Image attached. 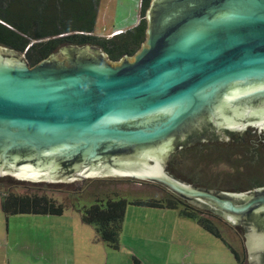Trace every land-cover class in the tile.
I'll return each mask as SVG.
<instances>
[{"label": "water", "instance_id": "1", "mask_svg": "<svg viewBox=\"0 0 264 264\" xmlns=\"http://www.w3.org/2000/svg\"><path fill=\"white\" fill-rule=\"evenodd\" d=\"M147 21L141 50L120 63L73 47L31 67L0 47V182L156 183L235 226L255 222L239 231L248 264H264V189L217 193L166 174L177 140L209 124L222 143L264 135V0H152Z\"/></svg>", "mask_w": 264, "mask_h": 264}, {"label": "trees", "instance_id": "2", "mask_svg": "<svg viewBox=\"0 0 264 264\" xmlns=\"http://www.w3.org/2000/svg\"><path fill=\"white\" fill-rule=\"evenodd\" d=\"M105 1L0 0V47L25 56L31 67L53 58L63 47L95 48L103 51L113 63L131 58L146 42L147 13L152 0H138V16L133 18L130 26L117 31L113 23L109 31L100 33L99 24L105 28L99 20ZM118 9L124 13L121 7ZM118 9L116 8V14L119 16L121 11L118 12ZM127 18L132 17L127 15ZM207 127L204 131L191 134L186 141L177 140L179 150H183L185 155L203 156L199 162H212V156L223 157L222 160H225L229 154H235L236 149L247 150L248 159L241 158L240 155L236 158L237 165L240 166L236 175H240L235 178L236 184L230 191L241 193L264 189V135L256 138L251 129L241 133H226L229 140L222 143L220 134L212 129L214 126L209 124ZM200 144L203 145L201 148ZM68 167L71 169L72 165ZM124 181L125 179H97L74 191L63 190L61 184L55 187L17 185L0 192V206L7 220L19 216L63 217L77 214L85 225L94 228L99 242L118 251L129 206V202L121 197L120 189ZM201 186V190L210 191L212 184ZM84 197L92 199L89 206L81 204ZM132 205L178 211L183 219L196 223L207 234L220 240L230 250L237 264H243L237 249L243 243L239 227L245 233L246 224L235 226L223 213L195 205L171 192H166L162 199L135 201ZM251 217L258 216L253 214ZM259 217L262 225L256 224L264 228V217ZM253 224L255 222L251 221L249 227ZM135 264L141 263L136 261Z\"/></svg>", "mask_w": 264, "mask_h": 264}, {"label": "rangeland", "instance_id": "3", "mask_svg": "<svg viewBox=\"0 0 264 264\" xmlns=\"http://www.w3.org/2000/svg\"><path fill=\"white\" fill-rule=\"evenodd\" d=\"M137 2L138 0H106L101 7L99 18L100 23L105 28L99 24L98 32L103 33L110 30L114 20L113 16L116 15V8L118 7H122L124 13L132 17L127 18L128 22H124L130 26L133 18L135 19L138 16ZM67 49L63 47L57 53ZM255 137L262 136L258 135ZM202 146L200 145V148ZM242 151L236 149V153L229 154V157H226L225 160H222L223 157L212 156L211 158L214 160L212 162L209 160L199 162V159L203 158V156L195 157L181 152L166 163V174L175 180L177 179L186 185L192 186L194 189L203 188L201 185L212 184V187L209 186L212 192L234 194L235 192L233 190L230 191V189H233L237 181L235 178L240 175H236V171L238 173L240 170L236 158L239 155L241 158H247L248 154L247 150ZM97 179H125L120 191L121 197L129 202V206L127 207L123 227L124 233L121 235L122 254L115 259L114 264H135L136 261L142 264H237L230 250L220 240L207 234L196 223L183 219L178 211L132 205L135 201L162 199L166 192L170 191L159 184L120 177H99L65 184L62 189L74 191L76 188L87 186L91 181ZM193 179L198 180L195 181ZM144 184H147V186ZM14 186L17 185L0 183V192ZM30 186L33 185H25L23 187ZM156 186L158 187L157 189L154 188ZM91 203V198L84 197L81 200L82 205L89 206ZM29 217L32 216L13 217L7 223L0 206V240L6 242L8 233H10V239L16 240L19 238V242H9L10 251H15L21 257L24 256V258H27L28 255L32 257L35 254L34 252L39 254L41 250L49 251L52 249V263L61 264V257L66 256L64 254L59 255V249L54 238L50 234L47 236L45 234L47 231H39L36 228V224L29 225ZM9 221L11 222L10 224ZM64 225L71 233L93 231L94 229L87 225L84 226L88 227L86 230H81L71 220L65 221ZM200 233H203L204 236L200 235ZM76 238L72 234L66 236L69 254L77 246ZM242 242V246H238L237 250L243 259V264H248V251L244 239ZM57 256L59 257L57 258Z\"/></svg>", "mask_w": 264, "mask_h": 264}, {"label": "crops", "instance_id": "4", "mask_svg": "<svg viewBox=\"0 0 264 264\" xmlns=\"http://www.w3.org/2000/svg\"><path fill=\"white\" fill-rule=\"evenodd\" d=\"M119 11H121V9L120 10L118 9V12ZM113 19H114L113 27L115 30L119 31L127 27V24L124 23L127 22V15L124 14L122 11L119 14V16L117 14L114 15ZM29 218H30L28 219L29 225L36 224V228H38L39 231H47L45 232V234L47 236L50 234L54 238V241L56 242V246L59 249V255L64 254L66 256V257L63 256L61 257L62 258L61 264H114L115 259L120 254H122L121 252L123 245L120 246V249L118 251H113L109 249L103 243L97 240L96 238L97 236L94 229L93 231L92 230L81 231V232L77 231L75 233H71V231H68L64 225V222L67 220H71V222L76 227L79 226L81 230H86L88 228V227H84L87 225H85L82 222L81 217L77 214L66 215L63 217H29ZM10 221L9 224L11 223ZM69 234L75 235L77 237L76 238L77 246L75 247L74 250H72L70 254L68 253V244H66V236ZM200 235L204 236L203 233H200ZM7 239L8 240L6 242L0 240V264H53L52 249H50L49 251L41 250L39 252L40 255L34 252L35 254L32 257L28 255L27 258H24V256L21 257V255H19L15 251H10L9 242H15V241L19 242V238L16 240L10 239V233H8ZM121 243H122V239H121ZM58 257L59 256H57V258Z\"/></svg>", "mask_w": 264, "mask_h": 264}, {"label": "flooded vegetation", "instance_id": "5", "mask_svg": "<svg viewBox=\"0 0 264 264\" xmlns=\"http://www.w3.org/2000/svg\"><path fill=\"white\" fill-rule=\"evenodd\" d=\"M57 54V53H56ZM53 58L51 57L49 60H52ZM109 163H113L114 161H111V159L108 161ZM65 171H67L66 169H65ZM185 200V199H184ZM187 201V200H186ZM189 202V201H188ZM246 226H247V229H246V232H245V234L246 235H248L249 234V232H250V227H249V224H247L246 223Z\"/></svg>", "mask_w": 264, "mask_h": 264}]
</instances>
